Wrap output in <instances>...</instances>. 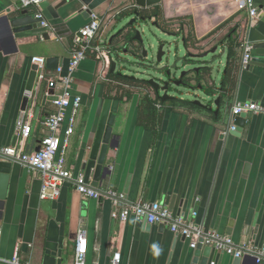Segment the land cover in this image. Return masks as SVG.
<instances>
[{
	"label": "crops",
	"instance_id": "0c3cea01",
	"mask_svg": "<svg viewBox=\"0 0 264 264\" xmlns=\"http://www.w3.org/2000/svg\"><path fill=\"white\" fill-rule=\"evenodd\" d=\"M254 1L259 17L253 24L243 0H160L150 9L153 13L158 8L159 14H153L158 24L182 38L190 53L216 48L215 54L221 55L214 77V101H219L217 106L210 101L208 109L182 100L160 102L144 96L124 84L132 82L110 80L103 63L93 54L87 56L72 74L69 87L72 97H80V107L75 115L71 107L67 110L59 131L63 139L73 118L65 167L73 177L84 175L85 151L94 138L104 101L118 100L112 131L115 146L107 154L110 169L117 166L115 179L112 182L109 175L101 181L98 199L81 197L73 183L67 182L56 200L42 201L39 173L16 159L0 156V164L8 165L0 264H8L15 254L21 264H73L79 229L87 232L85 264H109L116 252L119 264H192L195 249L189 248L187 240L171 233L165 224L147 230L132 217L125 222L112 219L114 201L119 209L137 203L160 204L168 198L171 213L194 222L203 233L227 237L234 245L251 242L259 247L264 243V114H246L238 137L230 132L224 135L234 105L254 102L264 107V63L241 67L247 41L253 45L252 56L264 57V0ZM133 5V0H114L93 11L104 20L102 40L113 15ZM83 7L79 0L60 7L64 28L70 32L65 38L43 27L11 35L0 21V148L34 153L48 135L42 123L55 108L45 94L59 95L62 90L57 86L48 91L46 80L37 79L28 96L26 85L35 65L31 60L57 59L56 69V64L45 67L46 79L68 75L71 35L88 21ZM18 8H23L19 0H0V18ZM44 33L48 39H42ZM25 98L28 101L23 104ZM20 117L31 127L25 140L15 131ZM110 192L117 197H110ZM232 261L212 249L207 264ZM244 263L255 264L248 257Z\"/></svg>",
	"mask_w": 264,
	"mask_h": 264
},
{
	"label": "water",
	"instance_id": "95a60500",
	"mask_svg": "<svg viewBox=\"0 0 264 264\" xmlns=\"http://www.w3.org/2000/svg\"><path fill=\"white\" fill-rule=\"evenodd\" d=\"M56 0H43L38 5V10L33 8H18L13 12L7 11L0 18L5 24L7 32L11 35H22L35 30H42V22L48 24V29L58 38H65L70 32L64 27L59 9L66 2L54 4ZM83 5L82 12L88 17L98 6L114 0H79ZM134 5L113 15L112 25L104 41L103 66L106 76L110 80L121 83L127 80L139 83L134 86L144 96L152 97L160 102L182 100L202 109H208L210 101H214L216 83L215 74L218 61L221 58L215 54L216 48L208 52L192 54L184 47V41L175 32L163 29L156 17L150 11L160 3V0H133ZM54 4V5H52ZM110 7V6H109ZM112 9L107 11L110 13ZM41 16L38 18L37 14ZM42 39H48V34L41 35ZM181 44L182 48H179ZM262 47L258 45L257 48ZM181 51L184 53L181 55ZM264 63V57L252 56L246 69ZM56 64L57 59L49 57L45 60V67ZM38 66L32 65L26 85V91L31 92L38 76ZM121 86L120 84L118 85ZM220 85H218L219 87ZM51 94V93H49ZM50 101L54 97L49 96ZM27 98L23 104H26ZM219 99L213 102L218 105ZM120 102L107 99L101 109L97 129L90 147L84 156V181L97 191L100 183L106 176L115 179L117 166L110 169L107 164L108 151L113 149L114 139L112 135L114 122L118 113ZM246 114L234 117L235 130L230 134L237 136L245 125ZM39 150V149H38ZM28 153V152H27ZM8 165L0 164V220L4 205V193L8 179ZM126 192V188L125 191ZM105 194V193H102ZM161 205L172 211V202L165 198ZM140 226L150 228L146 219L139 221ZM161 226H164L161 224ZM227 234H229L227 232ZM200 239L193 252L192 264H207L212 252V247L202 244ZM244 258H233L231 264H245ZM250 258V257H248ZM253 259V258H251ZM198 260H200L198 262ZM254 263L255 259H253Z\"/></svg>",
	"mask_w": 264,
	"mask_h": 264
},
{
	"label": "built area",
	"instance_id": "2783aa9c",
	"mask_svg": "<svg viewBox=\"0 0 264 264\" xmlns=\"http://www.w3.org/2000/svg\"><path fill=\"white\" fill-rule=\"evenodd\" d=\"M42 0H19L23 8H33L38 10V5ZM243 7L248 13V18L253 24L259 17V12L254 0H243ZM41 15L38 13L37 17ZM104 20L95 12H91L88 21L84 26L75 31L70 39V59L68 75L60 78L46 79L44 75L45 60L43 58H32V63L38 66L39 81L46 80L48 91L56 89L57 86L62 90L59 95L45 94L52 96L51 101L55 108V113L48 115L42 125L48 132L41 143L39 150L34 153H27L16 147L0 148V156L16 159L24 165L36 170L40 175L41 186L39 199L42 201H54L61 193L63 185L67 182L73 183L75 191L83 198L98 199L101 194L93 190L89 184L84 181V176L79 174L73 177L72 173L65 167L64 152L68 146L69 137L73 132V118L70 119V126L65 131L63 139L59 136V131L66 118V112L71 107L72 115H75L80 107V97H72L69 87L72 82V74L79 65L87 58L89 54L95 55L96 59L102 61L104 58V40L100 38V31ZM44 29H48L46 22L41 23ZM253 45L249 41L242 47L241 67L246 69L252 58ZM31 96V92H28ZM264 114V107L254 103H237L231 110L232 120L230 127L224 135L235 130L234 117L240 114ZM16 133L22 138L27 139L31 132L28 122L24 117H20L16 122ZM59 155V157H58ZM110 197L117 195L109 193ZM121 198V196H119ZM114 209L111 218L125 222L132 217L136 221L146 219L149 225L165 224L171 233L180 235L189 242V248L194 250L203 239L202 244L210 246L217 253L228 255L232 258L250 257L255 259L256 264H264V243L261 246H255L251 242H245L239 245L232 244L227 237H220L215 233H203L199 226L194 222H188L179 216H174L169 209L159 203H137L132 206L117 208V202H113ZM87 257V232L85 229H79L76 235V244L74 249L73 264H85ZM120 254L114 253L109 264H119ZM8 264H21L17 254L14 255Z\"/></svg>",
	"mask_w": 264,
	"mask_h": 264
},
{
	"label": "trees",
	"instance_id": "16d2710c",
	"mask_svg": "<svg viewBox=\"0 0 264 264\" xmlns=\"http://www.w3.org/2000/svg\"><path fill=\"white\" fill-rule=\"evenodd\" d=\"M153 14L156 15V16H157V14H159L158 8L154 9ZM162 28L165 29V30H169L168 27H162ZM126 81L127 80H124L122 82H126ZM124 84H129V85H132L134 87V86H138L139 83H124ZM124 91L125 92H123V93H125L127 96L131 95V91H129V90H124Z\"/></svg>",
	"mask_w": 264,
	"mask_h": 264
},
{
	"label": "rangeland",
	"instance_id": "374dc122",
	"mask_svg": "<svg viewBox=\"0 0 264 264\" xmlns=\"http://www.w3.org/2000/svg\"><path fill=\"white\" fill-rule=\"evenodd\" d=\"M104 41H105V40H104ZM179 48H182V47H181V44L179 45ZM183 53H184V52H183V51H181V55H182ZM130 89H132V88H130Z\"/></svg>",
	"mask_w": 264,
	"mask_h": 264
}]
</instances>
